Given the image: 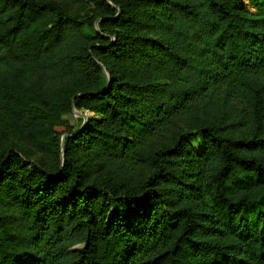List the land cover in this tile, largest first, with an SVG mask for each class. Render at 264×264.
Instances as JSON below:
<instances>
[{
  "label": "trees",
  "instance_id": "1",
  "mask_svg": "<svg viewBox=\"0 0 264 264\" xmlns=\"http://www.w3.org/2000/svg\"><path fill=\"white\" fill-rule=\"evenodd\" d=\"M0 122V264H264V0H0Z\"/></svg>",
  "mask_w": 264,
  "mask_h": 264
},
{
  "label": "rangeland",
  "instance_id": "2",
  "mask_svg": "<svg viewBox=\"0 0 264 264\" xmlns=\"http://www.w3.org/2000/svg\"><path fill=\"white\" fill-rule=\"evenodd\" d=\"M72 13L78 14V16H80L83 20L94 19L91 29L93 31H99L98 20L99 16H101V11L98 10L91 2H80L74 4L72 6ZM31 84L34 85L35 89L33 96L42 94L43 89L46 87L45 85H40V83H35L32 78H26L25 86L29 87ZM89 115L90 114L88 112L78 110L73 107L71 112L62 115V119L67 122L70 128H74L81 122H84ZM2 124L3 122H0V146L8 147L11 143H14L22 152L27 154V158L31 160L41 159L40 155L37 154L30 146L29 142L25 139L22 133L19 134L14 132L13 127H9L6 124H3L2 126Z\"/></svg>",
  "mask_w": 264,
  "mask_h": 264
}]
</instances>
